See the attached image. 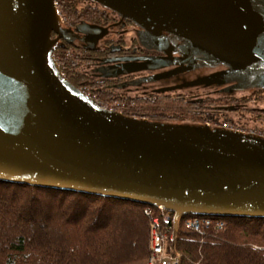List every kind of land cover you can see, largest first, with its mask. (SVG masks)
<instances>
[{
  "label": "water",
  "instance_id": "water-1",
  "mask_svg": "<svg viewBox=\"0 0 264 264\" xmlns=\"http://www.w3.org/2000/svg\"><path fill=\"white\" fill-rule=\"evenodd\" d=\"M89 1L133 19L142 41L179 53L143 59L148 70L176 66L161 79L210 69L182 87L264 90V0ZM80 34L96 43L107 28H65L56 0H0V181L177 216L264 218V135L100 106L53 56ZM171 34L185 43L173 46Z\"/></svg>",
  "mask_w": 264,
  "mask_h": 264
},
{
  "label": "trees",
  "instance_id": "trees-1",
  "mask_svg": "<svg viewBox=\"0 0 264 264\" xmlns=\"http://www.w3.org/2000/svg\"><path fill=\"white\" fill-rule=\"evenodd\" d=\"M68 19L83 17L81 0H56ZM98 7H102L95 3ZM77 22V21H76ZM57 47L61 66H77L73 52ZM62 72V71H61ZM127 116L151 120L205 124L189 117L188 103L175 97L121 99ZM264 90L225 94L210 102L223 111L213 121L237 124L250 113L264 133ZM244 114V115H243ZM205 120V119H204ZM215 125V126H217ZM213 126V125H212ZM147 205L79 192L40 188L0 181V264H133L147 262L151 219ZM222 230L204 233L181 228V264H264V218H219Z\"/></svg>",
  "mask_w": 264,
  "mask_h": 264
},
{
  "label": "flooded vegetation",
  "instance_id": "flooded-vegetation-1",
  "mask_svg": "<svg viewBox=\"0 0 264 264\" xmlns=\"http://www.w3.org/2000/svg\"><path fill=\"white\" fill-rule=\"evenodd\" d=\"M80 6L86 12L85 18H70L67 24L63 22V26L75 30L78 24L85 22L107 28V34L96 43L89 36L80 34L73 43L61 40L55 48L59 47L60 52H73L76 56L77 66L70 68L62 63L61 71L63 76L84 95L102 107L111 102H121V99L127 97L138 100L175 97L188 103L189 117L213 126L217 125L213 118L220 117L223 111L217 110L221 106L209 102L211 97L225 95L221 89L202 86L182 87L184 83L210 74L212 70L204 69L196 73L186 71L179 76L161 79V74L171 71L176 66L148 70L145 69L146 61L143 59L168 56V52L177 57L179 53L171 46L160 42L158 49L157 45L154 47L153 42L142 41L140 36L143 28L130 17L98 7L89 0H81ZM63 15L62 21L68 19L67 14ZM171 35L173 46L185 43L180 37ZM53 37L56 38V35L53 34ZM148 44L153 47H146Z\"/></svg>",
  "mask_w": 264,
  "mask_h": 264
},
{
  "label": "built area",
  "instance_id": "built-area-1",
  "mask_svg": "<svg viewBox=\"0 0 264 264\" xmlns=\"http://www.w3.org/2000/svg\"><path fill=\"white\" fill-rule=\"evenodd\" d=\"M123 102H113L104 105L112 111H120ZM224 128L236 130L231 123L221 124ZM258 134L264 135L262 132ZM145 214L151 219L150 231V254L147 264H181L182 252L178 249V234L181 228L197 233H204L209 229L222 230L225 222L219 218L198 216V215H179L173 210L164 206H147Z\"/></svg>",
  "mask_w": 264,
  "mask_h": 264
},
{
  "label": "rangeland",
  "instance_id": "rangeland-1",
  "mask_svg": "<svg viewBox=\"0 0 264 264\" xmlns=\"http://www.w3.org/2000/svg\"><path fill=\"white\" fill-rule=\"evenodd\" d=\"M111 104H113V102L107 105L110 106ZM250 107L251 108H254V107L264 108V102L257 103V104H250ZM244 116H245V119H240L237 116L235 117L237 124H233V125L235 126V128H239V129H236V131L254 132V133H259V131L262 132L261 130H258L260 129L258 123L254 122L256 118L255 116L253 117L250 113H245ZM262 119H264V116L262 117ZM219 126H222V125L220 124ZM133 264H147V262L145 261V262H139V263H133Z\"/></svg>",
  "mask_w": 264,
  "mask_h": 264
}]
</instances>
